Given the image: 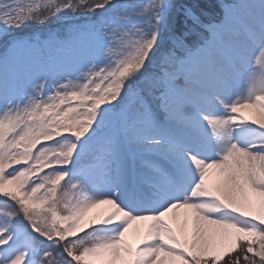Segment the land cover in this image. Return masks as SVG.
<instances>
[{"label": "snow or ice", "instance_id": "snow-or-ice-1", "mask_svg": "<svg viewBox=\"0 0 264 264\" xmlns=\"http://www.w3.org/2000/svg\"><path fill=\"white\" fill-rule=\"evenodd\" d=\"M0 264H264V0H0Z\"/></svg>", "mask_w": 264, "mask_h": 264}, {"label": "rangeland", "instance_id": "rangeland-1", "mask_svg": "<svg viewBox=\"0 0 264 264\" xmlns=\"http://www.w3.org/2000/svg\"><path fill=\"white\" fill-rule=\"evenodd\" d=\"M208 4H211L213 2V0H207Z\"/></svg>", "mask_w": 264, "mask_h": 264}]
</instances>
